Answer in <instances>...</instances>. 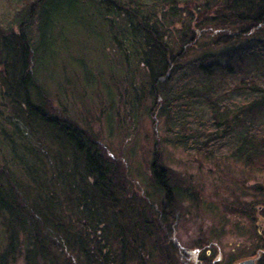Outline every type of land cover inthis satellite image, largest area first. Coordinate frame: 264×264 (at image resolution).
Listing matches in <instances>:
<instances>
[{"label": "rangeland", "instance_id": "rangeland-1", "mask_svg": "<svg viewBox=\"0 0 264 264\" xmlns=\"http://www.w3.org/2000/svg\"><path fill=\"white\" fill-rule=\"evenodd\" d=\"M118 1L126 3L132 9L138 8L145 14L152 2ZM155 1L157 4V0ZM195 1L178 0L177 9L181 11L180 8H185L180 13L187 17V12H191L192 4L195 6L192 2ZM69 2L60 0L58 4L63 6V10L52 12L56 10L54 7L48 14L51 24L45 29L46 43L33 57L36 59L35 79L50 102L51 109L55 113L62 111L80 129L96 139L111 160L112 169L115 167L120 177L122 172L121 190L124 193L121 194L124 195L119 203L126 207L118 204L115 207L108 206L105 204L107 202L98 197L91 198L81 184L77 183L76 186L73 182L74 179L78 182L82 179V165H78L79 169L73 171V159L67 148L55 143L41 127L29 129L22 121L16 120L15 107L6 94L8 87L10 90L15 87L19 77L17 67L20 66V59L17 58L21 56L23 48L21 43L17 45L13 39L19 34L18 24L14 22L16 16L22 13L24 20L28 18L21 10L22 0H0V36L13 38L4 44L8 48L1 52L0 57L2 188L8 189V184H12L20 195V201L25 205L30 204L35 197V188L38 190L39 185L43 186L40 183L48 185L52 181L44 162L46 152L54 164L52 171L55 172L58 184L50 182L51 186H46L49 189L43 192L51 194V191L54 194L53 189L58 187L56 193L67 200L68 206L75 203L76 199L74 193H69L68 196L65 190L76 188L78 197L86 193L89 199H85L88 211L83 212L84 219L72 216L77 228L75 231L88 241V245L82 249H87L89 253L90 245L97 247L100 239L104 252L116 254V260H120L117 256L120 249L124 250L122 264H224L245 258L255 249H263L260 247L264 245V172L246 168L231 159V151L241 132L248 131L256 135L264 133V104L256 115L243 114L235 125L231 119L230 129L225 137L221 141L210 142L206 148L201 147L199 152L196 147L204 142L203 137L215 132L212 115L202 102L203 98L197 96L194 101L185 103V106L183 103L177 111L166 112L162 117L156 104V100L159 103L160 98L150 94L140 58L134 53L137 51L136 47L124 33L126 26L116 21L106 23L102 19L103 8L91 0H75V4H68ZM160 2L158 0L155 9L158 18L160 8H164ZM184 2L189 7H184ZM213 8L215 10L218 7ZM164 9L168 11L166 6ZM35 17L32 16L29 20L33 22ZM211 17L214 15L204 18ZM204 18L199 21L208 26L193 25V36L197 35L195 47L183 56L184 60L215 50V47L206 46V38L221 31H214L210 27L211 23L204 21ZM173 23L177 29L180 28L179 23ZM167 30L171 34L170 40H165L169 45L168 51L177 60H181L182 56L178 58L177 55L183 42L177 40L178 33L173 27ZM25 32L30 35L35 46L38 42L35 26L28 27ZM117 42L122 43L124 49ZM16 52L19 55L12 58ZM6 62H9L7 66L4 65ZM246 66V69H236L234 66L228 78L222 79L224 83L221 81V86H216L214 94L219 95L231 89L241 78L247 83L252 79L264 89V61L249 62ZM218 81L219 79H213L212 83ZM262 95L264 94L245 91L228 92L220 101L231 111L252 101H262ZM19 96L21 97V93ZM31 97L33 100V93ZM34 102L37 104L38 100L35 99ZM18 108L22 110L23 105H18ZM196 131L202 133L199 138L194 135ZM187 132L186 141L180 136ZM156 147L164 167L171 172L177 189H180L177 197L175 196L173 222H168L166 217L159 215L163 214L162 195L149 184L148 166L152 150ZM100 190L108 193V190L101 187ZM64 194H67L66 197ZM110 207L115 212L121 211L123 216H114ZM67 208V213L70 214L76 209L75 205L72 206L73 209ZM2 221L0 257L7 253L4 238L7 230L17 235L19 243L23 238L19 227L11 222L7 224L5 216ZM120 234L122 237L127 235V238L121 239ZM52 239L59 244L57 238ZM48 245L46 243L50 258L52 253L56 254L54 263L69 259L72 264H88L79 255L78 244H68L67 249L74 250L65 251L66 257L57 254L54 246L51 249ZM18 247L16 248L19 249ZM205 252L209 254L205 255ZM17 258L16 264H22L23 258Z\"/></svg>", "mask_w": 264, "mask_h": 264}, {"label": "trees", "instance_id": "trees-1", "mask_svg": "<svg viewBox=\"0 0 264 264\" xmlns=\"http://www.w3.org/2000/svg\"><path fill=\"white\" fill-rule=\"evenodd\" d=\"M59 1L22 0L21 10L26 13L28 18L24 20L22 13L20 16H16L14 22L18 24V36L16 39L5 35L0 36V45H2L0 47V57L1 52L3 53L8 48L4 44L10 39L16 41L17 45L21 43V48H23L21 56L17 52L12 56V58H15L19 55V58H17L20 59V66L17 67L19 77L15 87L11 90L9 87L6 88L8 90H6V97L15 107V112L18 114H16V120L22 121L29 129L33 127L36 130L37 127H41L46 135L53 138L55 143L66 147L73 159V171H77L79 169L77 166L82 165V179L79 182L75 179L73 181L76 186L77 183L81 184L82 188L90 193L91 198L92 196L98 197L107 202L105 204L108 206L115 207V204H118L120 207L125 208L126 206L119 203L121 202V196L124 195L121 194L124 193L121 190L122 172L120 177L115 167L112 169L111 160L105 155L96 139L84 129H80L62 111L55 113L51 109L50 102L35 79L36 68H34V64L36 59L33 57L35 52L43 49L46 43L47 33L45 29L51 24L48 18L49 12L54 9L56 10L52 12L63 10V6L58 4ZM69 1L68 4H75V0ZM91 1L103 8L102 19L106 23L116 21L118 24L126 26L124 30L126 32L124 33L136 47L137 51L134 53L138 56L137 58H140V63L148 80L150 94H154L153 97L159 96L160 98L159 103L156 100L158 97L155 99L157 102L155 103L158 105V113L162 117L168 112L177 111V108L182 106L181 104L184 103L183 106H185V103L194 101L197 96L203 98L202 102L206 104L212 115L215 132L203 137L204 142L196 147L199 152L201 147L206 148L210 142L221 141L227 130L230 129L231 121L235 125L237 119L243 114L256 115L255 113H258L261 109L260 106L264 104V95H262V101H252L248 105L237 107L235 110L231 109V111L223 104V101H220L224 99L222 96L228 92L245 91L252 94H264L263 86L261 88L252 79L251 82L247 83L241 78V81H238L231 89L223 91L219 95L214 94V90L216 86L217 88L221 86L222 79L228 78L234 66H236V69H246V63L264 61V0H196L192 2L195 6L192 4L193 8L191 12H187V17L180 13L184 12L185 8H180L181 11L177 9L178 0H161L160 4L162 3L164 8L166 6L168 11L160 8L159 18L157 17L158 12L155 10L158 0L157 4L155 0H152L146 14L138 8L132 9L126 3L118 0ZM215 6L218 8L214 10L213 7ZM184 7H189L186 2H184ZM210 14H213L214 17L204 18ZM32 16H36L33 22L29 20ZM202 18H204V21L211 23L210 27H213L214 31H221L216 34L213 31L214 35L206 38L208 39L205 43L206 46L208 48L215 47V50L200 53L191 60H184L183 56H186L195 47L194 42L197 35H194V37L191 31L193 25L195 27L207 25L202 23L203 21H199ZM173 22L179 23L180 28L177 29ZM32 26H35L38 37L35 46L32 44L33 41L30 35L25 32L28 27ZM169 27L176 30V33H178V35L176 34L177 40L183 42L182 49L177 55L178 58L182 56L181 60H177L176 56L168 51L169 45L165 40L168 41L171 38L170 31L167 30ZM165 31H167L166 35ZM123 36L121 34L122 39L125 38ZM139 40L141 41L139 42ZM117 43L119 47L124 49L122 43ZM8 63L6 62L4 65L7 66ZM213 79H219L218 83L213 84ZM19 93H21V97ZM31 93L34 94L33 100ZM35 99L38 100L37 104L34 102ZM18 105H23L22 110L24 112L18 108ZM20 111H22V114ZM185 134L180 137L187 141L188 132ZM195 134L199 138L202 133L196 131ZM194 135L191 136L194 137ZM181 138L179 139L181 140ZM234 142L231 159L238 161L246 168L264 172V133L256 135L248 131L241 132ZM45 153L44 162H46L53 182L50 178L48 180L52 184H58L54 176L55 172L52 171L54 164ZM150 157L151 160L148 166L149 184L151 188L162 195L161 210L163 214L159 215H163L162 218L166 217L165 219L168 222H173L175 220L172 219L175 213L174 207L176 206L175 196L177 197L180 189H177L178 186H176L177 184L171 172L164 167L157 147L152 150ZM53 177H55L54 180ZM50 182H47L48 185L40 183L43 186L39 185L38 190L35 188L36 193H33L35 195L33 201L25 205L20 201V195H18L19 193L12 184L7 183L9 185L8 189H3L2 180L0 179V220L2 224L0 226H3L2 220L5 216L6 223L11 222L14 226L19 227L23 235H21L23 238L19 243L14 232L11 230L6 231L4 238L6 239L7 253L1 255L0 264H16L17 257L23 258L22 264H58L59 261L54 263L56 254L52 253V258H50L47 253L49 249H46V243L49 244L48 246L51 249L55 248L57 254L64 257H66L65 251L74 250L67 249L68 244L71 246L78 244L80 248L77 249L79 255L85 258L88 264H122L123 257H125L124 250L120 249L117 254L120 258L118 261L116 260V254L104 252L105 249H102L100 239L97 242V247L94 248L90 245L91 250L89 253L87 249H82L88 245V241L82 237V234L80 235L78 231H75L77 228L73 224L72 216L75 215L79 216L80 219H84L83 212L87 213L88 211L85 199L89 198L86 193L80 194L78 197L76 188L63 189L68 196L74 193L76 199L75 203L68 206L67 200L56 193L58 187L53 189L54 194L51 191H49L51 194L43 192L49 189L46 186H51ZM100 187L108 190V193L101 191ZM67 194H64L65 197ZM73 205L76 208L73 210L74 213H67L66 208H72ZM112 211L114 216H123L121 211ZM158 212L160 213V211ZM262 215L264 216V213ZM46 229L47 231H45ZM121 231L122 229H120ZM119 236L122 237L121 234ZM54 237L59 240L58 245L52 239ZM125 238H127V235L121 239ZM17 246H19V249L16 248ZM261 246L260 248H264V245ZM59 264H72V262L67 259V261L63 260Z\"/></svg>", "mask_w": 264, "mask_h": 264}, {"label": "flooded vegetation", "instance_id": "flooded-vegetation-1", "mask_svg": "<svg viewBox=\"0 0 264 264\" xmlns=\"http://www.w3.org/2000/svg\"><path fill=\"white\" fill-rule=\"evenodd\" d=\"M205 255H208L209 252H205ZM242 262H247V264H264V248L263 249H255L253 253H251L249 256L245 258H241L237 261H229L224 264H239ZM199 264V263H197ZM204 264V263H200ZM211 264H215L214 262Z\"/></svg>", "mask_w": 264, "mask_h": 264}, {"label": "water", "instance_id": "water-1", "mask_svg": "<svg viewBox=\"0 0 264 264\" xmlns=\"http://www.w3.org/2000/svg\"><path fill=\"white\" fill-rule=\"evenodd\" d=\"M239 264H247V262H242V263H239Z\"/></svg>", "mask_w": 264, "mask_h": 264}]
</instances>
